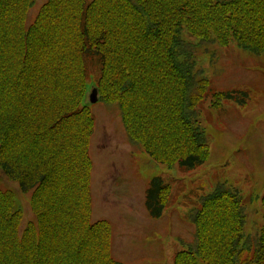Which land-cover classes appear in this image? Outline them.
<instances>
[{"label": "trees", "instance_id": "trees-1", "mask_svg": "<svg viewBox=\"0 0 264 264\" xmlns=\"http://www.w3.org/2000/svg\"><path fill=\"white\" fill-rule=\"evenodd\" d=\"M34 4L0 0V170L30 193L34 214L22 229L13 192L0 188V264H120L110 222L91 219L88 83L117 107L130 144L194 171L210 154L199 121L205 99L220 110L248 98L212 91L196 48L235 41L264 54V0H46L27 25ZM148 183L144 206L157 220L174 200L172 184ZM261 201L264 213V194ZM196 204L187 214L193 240L172 264H264V225L242 235L247 213L237 189L218 183Z\"/></svg>", "mask_w": 264, "mask_h": 264}, {"label": "rangeland", "instance_id": "rangeland-1", "mask_svg": "<svg viewBox=\"0 0 264 264\" xmlns=\"http://www.w3.org/2000/svg\"><path fill=\"white\" fill-rule=\"evenodd\" d=\"M28 13L31 24L46 0H34ZM183 39L197 38L183 31ZM197 66L211 81L212 91H246V103H225L209 109L210 96L200 107L199 121L210 146L208 160L189 173L177 165H162L149 158L126 138L116 106L88 104L95 119L89 146L93 162L91 176L92 221L106 219L113 231V254L121 264H172V257L191 243L194 227L187 214L203 193L216 184L237 189L246 204L243 236H254L264 225L261 196L264 194V54L252 55L235 41L223 48L200 45ZM95 86L91 79L87 89ZM90 94V93H89ZM161 177L172 184L174 200L162 218L151 219L144 206L148 182ZM0 188L9 189L16 208L23 212L22 229L34 221L30 193L4 177Z\"/></svg>", "mask_w": 264, "mask_h": 264}, {"label": "water", "instance_id": "water-1", "mask_svg": "<svg viewBox=\"0 0 264 264\" xmlns=\"http://www.w3.org/2000/svg\"><path fill=\"white\" fill-rule=\"evenodd\" d=\"M85 97L83 100V103L85 105L88 106V104H92L94 105L96 102L99 101L100 97H99V93L97 91V88L94 86L91 89H87V91L85 92ZM90 93V94H89Z\"/></svg>", "mask_w": 264, "mask_h": 264}, {"label": "crops", "instance_id": "crops-1", "mask_svg": "<svg viewBox=\"0 0 264 264\" xmlns=\"http://www.w3.org/2000/svg\"><path fill=\"white\" fill-rule=\"evenodd\" d=\"M112 238H113V235H112ZM112 254H113V243H112ZM114 255V254H113ZM120 262V261H119ZM121 263V262H120Z\"/></svg>", "mask_w": 264, "mask_h": 264}]
</instances>
